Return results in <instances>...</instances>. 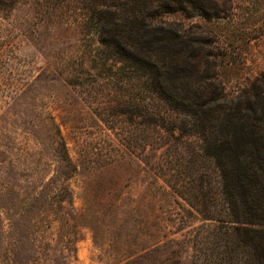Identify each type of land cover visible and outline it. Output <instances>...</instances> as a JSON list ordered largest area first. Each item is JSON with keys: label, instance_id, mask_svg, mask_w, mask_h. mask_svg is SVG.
Returning a JSON list of instances; mask_svg holds the SVG:
<instances>
[{"label": "rangeland", "instance_id": "rangeland-1", "mask_svg": "<svg viewBox=\"0 0 264 264\" xmlns=\"http://www.w3.org/2000/svg\"><path fill=\"white\" fill-rule=\"evenodd\" d=\"M145 1L184 8L155 23L179 35L171 53L185 59V75L199 64V80L219 83L230 99L262 84L264 0ZM105 4L0 0V264L203 258L212 223L194 206L197 173L179 156L202 152V141L159 126L164 104L147 93L146 78L129 85L135 75L100 43L97 15L113 11ZM62 143L77 168L71 202L14 199L10 189L27 184V171L38 186L55 174Z\"/></svg>", "mask_w": 264, "mask_h": 264}, {"label": "trees", "instance_id": "trees-1", "mask_svg": "<svg viewBox=\"0 0 264 264\" xmlns=\"http://www.w3.org/2000/svg\"><path fill=\"white\" fill-rule=\"evenodd\" d=\"M105 5L113 11L97 15L100 43L135 75L129 85L134 89L137 81L146 78L147 93L164 104V112L157 116L159 126L170 134H192L202 141V152L189 148L188 158L179 155L197 173L189 183L194 206L203 221L212 223L201 250L203 258L193 264H264V81L230 99L219 83L199 80V64L194 75H185V59L171 53L179 35L155 23L162 12L184 11L181 6L160 8L141 0H110ZM143 108L145 116L151 114L147 106ZM169 116L176 121H169ZM180 118L191 121L180 123ZM58 155L61 165L55 174L38 186L32 185L33 176L27 171L22 175L27 184L17 182L10 189L14 199L39 203L49 197L53 205L71 202L68 182L77 168L66 143Z\"/></svg>", "mask_w": 264, "mask_h": 264}]
</instances>
